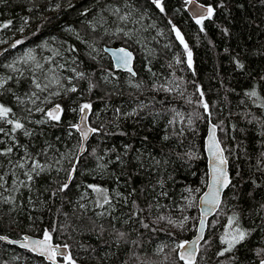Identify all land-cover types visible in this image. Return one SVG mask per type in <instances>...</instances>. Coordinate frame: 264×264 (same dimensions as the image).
I'll return each instance as SVG.
<instances>
[{
	"label": "trees",
	"instance_id": "trees-1",
	"mask_svg": "<svg viewBox=\"0 0 264 264\" xmlns=\"http://www.w3.org/2000/svg\"><path fill=\"white\" fill-rule=\"evenodd\" d=\"M198 1L213 7L212 17L202 24L184 9L185 0H161L163 12L152 0H0V41L8 39L11 31L18 33L17 28L28 21L30 27L22 35L24 47H37L39 41L54 38L53 44H59L64 54L55 53L54 58H61L65 67L86 72L98 85L89 93L87 81L73 78L71 83L78 92L58 100L64 110L59 122H31L16 113L32 134L15 133L22 147L14 148L10 156H0V173H5L0 181L4 185L0 188V233L43 236L49 230L53 242L69 245L77 264H139L132 258L133 252L151 257L150 264H182L171 248L196 230L197 198L207 176L203 139L211 121L228 160L231 183L218 210L208 219L196 264H258L264 258V107L258 106L264 103V0ZM109 7L121 8V14L132 11V22L121 23L110 12L101 11ZM100 15L108 23L97 25L94 31L85 21L95 22ZM9 21L7 28L2 27ZM173 26L191 52V67ZM118 27L132 37L117 33ZM90 41L99 51L87 47ZM120 45L134 53L135 77L114 69L111 58L105 57L104 46ZM73 47L78 51H71ZM12 51L13 47L6 53ZM52 56L47 58L53 61ZM48 61L42 60L43 69L50 66ZM31 82V72L12 77L0 89V103L15 112L17 96L29 99ZM137 83L139 88L133 86ZM162 85L171 91H164ZM253 89L258 97L246 95ZM201 92L209 105L207 112L199 104ZM82 101L91 102L92 111L102 109L104 120L102 127L92 125L101 131L92 134L77 160L78 150L76 156L73 153L79 138L71 125L76 124L79 112L72 109ZM133 110L135 115H127ZM0 139L4 141L0 148L13 143L3 134ZM26 150L47 167L30 183L24 173L25 183L12 190L10 182L22 169L13 166L11 170L9 161L16 164ZM74 164L77 171L69 188L57 191L68 181ZM30 166L28 160L26 172ZM88 185L107 189L111 205L96 207L101 194ZM133 201L144 212L125 224L137 211ZM100 212L105 215L99 216ZM160 215L177 223L188 219L183 228H177L167 221L154 223ZM233 216L238 217L241 228L254 230L231 253L217 256L225 247L220 237ZM140 220L150 227L143 228ZM114 227L128 233L127 243H117ZM161 244L168 245L165 253L171 258L166 262L163 254L154 255ZM10 249L25 253L35 264H50L1 240L0 264H9Z\"/></svg>",
	"mask_w": 264,
	"mask_h": 264
},
{
	"label": "snow or ice",
	"instance_id": "snow-or-ice-1",
	"mask_svg": "<svg viewBox=\"0 0 264 264\" xmlns=\"http://www.w3.org/2000/svg\"><path fill=\"white\" fill-rule=\"evenodd\" d=\"M188 3H194V0H187ZM152 3L156 5L157 8L160 9L161 12L164 11L161 0H152ZM71 6V5H70ZM203 5L200 6V9H203ZM87 11V10H86ZM102 12L108 11L110 12L111 15H114L118 21L121 23L127 24L129 22H132V16L133 12L128 11L124 14H121V8L115 7V8H102ZM86 14V13H82ZM194 16H196V23L197 24H202L203 20L205 18L210 19L213 15V8L208 7L205 11L202 10H196L194 11ZM11 22L9 21L7 24H3L2 27L7 28ZM107 18L104 17L103 15H100L99 19L96 20L95 22H89L90 26L92 29L95 31L97 25L103 26L104 24H107ZM171 23V22H170ZM23 29H21L22 31ZM71 31V29H69ZM175 32V35L177 39L180 41L181 44L184 45L185 51L187 52L188 55V65L191 67L192 61H191V52L188 51L187 44L184 43L183 37L178 29L173 26L172 29ZM203 30V29H201ZM107 31V30H106ZM117 33H123L125 37L131 38L132 33L129 31H125L123 28H117ZM79 39V37H78ZM22 43V41H16L15 44L12 45L13 48L16 47V45ZM91 47V45H89ZM71 51H78L75 47L71 49ZM119 52L121 53L119 56H116L115 53L113 55L115 56L116 59V66L118 68H121L123 70H126L131 77H135L136 73L133 71L131 67V61H132V53L127 51L126 49H119ZM95 59V57H92ZM24 62H29V61H36V56L32 54V50H29L27 53H25V57L23 58ZM51 58L49 59L48 63H51ZM179 62V61H178ZM9 68H12L14 71L16 70L13 65H8ZM36 69L43 70V65L39 62L35 63ZM57 67L64 69L65 65L61 64L58 65ZM238 67L243 68V64L238 63ZM71 71L74 73V77L68 78L69 84L71 85L70 87H64V85L61 84V80L58 76L55 74V68H50L47 70V72L52 73V78L50 80V84L53 85H59L60 87L64 88L65 93H76L78 92V88L75 84H72L71 81L73 78L78 79V80H83L87 81L88 83V92L90 93L93 89H95L98 85L94 83L90 78L89 75L84 72V71H77L75 68H72ZM47 78V77H46ZM12 79V77H8V79H4L0 77V89H3L4 86L7 84L8 80ZM105 80L108 79V77H104ZM49 83H44L42 84L39 79L33 78L32 80V85L34 86L36 91H32L31 95L29 96L30 102L35 105L37 100H40V96L38 95L39 92H45L46 90L49 89L50 87ZM134 87L139 88L141 85L139 83L134 84ZM161 88L164 91H171V89L161 86ZM199 90V89H198ZM11 91V89H9ZM49 95H61L59 91L57 92H51ZM201 95V100L199 102L200 106L205 109L207 112L209 109V105L203 100V92L200 93ZM247 96L249 97H258V93L255 89L252 91L246 93ZM48 101V97H45L41 103ZM16 102L19 104H24L25 100L16 97ZM50 102V101H48ZM191 102V101H189ZM259 107H264V103L258 105ZM37 111V112H42L44 113V116L46 119H42L39 121H36V123H47L48 121H56L59 122L61 119V115L63 113V109L60 104H55L54 107L50 109H44L43 107H36L35 109H28V111L31 113L32 111ZM72 111H78L80 114V121L79 123L71 125L72 128H74L76 131L80 133L81 136V152L84 151L83 147V142L87 141L89 138V135L92 133H98L101 131V129L94 128L88 125L87 120H88V115L92 111V104L91 102H84L81 103L78 107V109H72ZM117 113L120 112V109L116 110ZM136 111L133 110L132 113H128L127 115H135ZM169 123H173V121H169ZM191 123V120H189V124ZM0 125H7L8 128L6 129L3 126H0V134L9 136V138L13 141L11 145H8L4 148H0V156H10V154L13 153L14 148L16 147H22L21 145L18 144V142L15 139V133L20 132L23 130V134L25 136H30L32 133L29 132L26 127L25 123L22 121V119L16 117V113L13 111L11 107H8L2 103H0ZM216 130L217 127L213 125L209 129V137H208V151L209 154L212 157V181L209 184V192L205 194L204 197L201 199V203L208 205L209 207L206 208L204 212H202L201 218H200V228L198 229V235L195 241H181L179 243H176L174 247L171 248V252L176 253V259L182 262V264H196V257L197 253L199 251V242L200 240L203 239V229L205 227V219L207 215H209L213 210L219 207L221 201H220V196L221 192L223 191L224 188H227L231 181L228 177V173L226 171V164H227V159L223 156V149L220 147V142L216 138ZM71 135V133H69ZM123 134V133H121ZM167 139V137H165ZM0 144H4V141L0 139ZM264 156V153L261 154ZM79 157H77V160ZM119 159V157H117ZM28 160H31V166L30 170L25 172V175L27 177V182H32L34 181L35 177L40 176L46 169V165L42 164L39 160L33 159L30 154L27 153L26 150V155L24 157H21L14 167H19V168H24L25 164L28 162ZM11 163V161H9ZM59 163V161H57ZM159 163V162H157ZM101 167H103L101 165ZM77 171V167L74 164L71 168V171L68 173V181L64 182L57 191H66L69 188V184L71 180L73 179V173ZM4 180V176L0 175V181ZM21 184H24V181L20 182ZM4 185L0 183V188H2ZM88 188H90L93 192H97L101 194L102 199L97 200L96 202V207L104 209L106 205H111L112 201L109 198L108 195V190L101 188L96 185H88ZM53 195H55V192H53ZM117 195H121L120 193H117ZM166 195V193H165ZM133 207L137 209V211H133L130 215L128 220H125L124 223L127 224L129 223L130 220L133 218L139 219V214L144 212V209L140 208L139 205L136 204L135 201L132 202ZM81 207H84L81 205ZM149 209H151L152 205L148 206ZM261 207H264L262 205ZM114 211V209H113ZM111 213H109L110 215ZM99 216H104V212L98 213ZM188 218L185 217L184 220L179 221L177 223L175 220H173L170 217H165L164 215H160L156 218L154 223H159L160 221H167L168 224L172 225L173 227L177 228H183L185 221ZM140 224L143 228L148 229L150 225L143 220H140ZM116 238H117V243L119 241H124L125 243L128 242L127 237L128 233L125 231H121L119 229H116L115 227L113 228ZM156 229H153L155 231ZM254 230V229H253ZM253 230H247L243 229L239 226L238 224V217L233 216L229 217V222H228V230L225 231L224 235L220 237V242L222 245H225V247L217 253V256H225L226 253H231L235 247L238 244H241L243 241H245L248 236L251 235V231ZM52 231H55V228L52 229ZM101 233H103L104 228L101 226L100 229ZM6 237L0 236V240H4ZM52 240V235L49 230H45L43 234L42 239H31L29 237H24V240L22 243L20 242H14V241H9L10 243H20L21 247L28 248L31 251L38 252L41 255H46V258L50 262V264H60V261H62V264H77V260L73 258L71 253L68 251L69 245L64 244V245H53L51 243ZM206 242V241H205ZM133 245H136L137 247H140L137 241L133 240L131 241ZM168 247L167 244H161L159 245L155 251L154 255L155 256H160L161 254L164 255V261H168L171 257L168 253H165V249ZM179 250V251H177ZM264 251V250H261ZM132 258L135 260L139 261V264H150L151 257L148 256H143L141 257L139 254L133 252ZM127 264V262H126ZM260 264H264V259H261Z\"/></svg>",
	"mask_w": 264,
	"mask_h": 264
},
{
	"label": "rangeland",
	"instance_id": "rangeland-1",
	"mask_svg": "<svg viewBox=\"0 0 264 264\" xmlns=\"http://www.w3.org/2000/svg\"><path fill=\"white\" fill-rule=\"evenodd\" d=\"M54 9H56V8H54ZM38 20L41 21L42 18L39 17ZM85 22L89 23V21H85ZM29 27H30V24H28V21H25L23 23L22 27L17 28L18 33H14L11 31L7 37L8 39L0 41V46L4 45L10 41H15V42L16 41H22V43L16 45V47L13 48V51L11 53H9V52L6 53L7 52L6 51L5 52L6 54L3 53L4 54V55L2 54L3 56L0 55V60H1L0 61V67L3 68L5 71V73L0 74V77L4 78L5 76H7V78L8 77L18 78V77L26 74L27 72H31L32 80H33V78H37V79H39V81L42 84H44V83L50 84V80H51L53 74L50 72H47V70L50 68H55V74H56V76H58L60 78L61 84L64 85V87H70L71 85L68 84L69 83L68 78H70V77H68L66 75V72H64V71L66 70V71H69L72 74H74L71 71V69L73 67H71V65H70L69 67H65L64 69H61L57 66L61 65V64H63V65H65V64L62 63L61 58H54L55 53H57V54L60 53L61 57L64 55L63 52L60 50V48H62V47H60L59 44L57 46L53 44L54 38H51L49 40L47 38H45L44 40L39 41L37 47H30V46L24 47L25 41L22 38V35L28 31ZM21 29H23V30L21 31ZM64 42L67 45L68 41L66 39H64ZM184 43H185V41H184ZM89 45L92 46V49L94 51L95 50L99 51V49L97 48V46H95V44L93 42L90 41L88 43L87 47H89ZM15 49H17V50L15 51ZM29 50H32V54L36 56V61L24 62L23 58L25 57V53H27ZM50 55H53L52 56L53 61L51 63H49L50 66L46 67L43 70L36 69L35 63L39 62L42 64V60L43 59L44 60L50 59V58H47ZM106 56H107V54L105 55V57ZM187 63H188V58H187ZM53 64H55V65H53ZM8 65H13L16 70L14 71L12 68H9ZM31 88H32V90L29 92L28 98L31 95L32 91H36L33 85L31 86ZM57 91H59L61 93V95H51V96L49 95V93L57 92ZM66 94L67 93L64 92V88L60 87L59 85L50 84V87L48 90H46L45 92H39L38 93V95L40 96V100H37L35 105H33L29 99H24L25 100L24 104H19V105L17 104L16 105L15 113L23 115L24 117L27 118L26 119L27 121L34 122V121L42 120V119H44V116H39V115H41V114L44 115V113L37 112L34 110L30 113L28 111V109H35L36 107H43L44 109L47 110L48 106H50L54 103H57L58 100ZM45 97H48V101H50V102L45 101V102L41 103V101H43ZM84 102H87V101H82L81 103H84ZM81 103L78 104V107ZM78 107H77V109H78ZM101 114H102V109L90 112L89 120L91 121V125L95 126V124L98 123L100 125V127L103 126L102 120H104V117ZM179 119H180V117H179ZM0 126L5 127V125H0ZM78 144H79V142L75 145V151L73 153V156H76V152L78 150ZM26 164H25L24 168H21L22 173L19 174L17 177H15L10 182V184H11L10 188L11 189L13 187H14V189L19 188L21 186L20 182L25 180L24 173L26 172V170H25ZM9 165H10L9 168L12 170V167L15 164L10 163ZM0 175L4 176V179H5V173L2 172V173H0ZM195 190L196 189H194V191ZM85 201L87 202L88 200L85 198ZM22 253L20 252V254H18V253H15L13 250L10 249V251L7 252V255L9 256V264H27L26 261H29L28 264H35L33 259H31V257L27 256L28 254H26L27 257L25 258L24 257L25 253L24 254H22Z\"/></svg>",
	"mask_w": 264,
	"mask_h": 264
},
{
	"label": "water",
	"instance_id": "water-1",
	"mask_svg": "<svg viewBox=\"0 0 264 264\" xmlns=\"http://www.w3.org/2000/svg\"><path fill=\"white\" fill-rule=\"evenodd\" d=\"M203 5V9H200V6ZM212 7L210 4H206V3H202L198 0H194V3H188L187 0H185V4H184V9L189 13L190 17L193 19V20H196V16H194V11L196 10H202V11H205L206 12V9L208 7ZM213 8V7H212ZM15 44L13 41H10L2 46H0V55H2L3 53H5L9 48L12 47V45ZM126 49L127 51L131 52L132 53V61H131V67L133 69V71L135 72V69H134V66H133V62H134V53L132 50H130L129 48L125 47V46H110V47H106L104 46V50L105 52L108 54V56L111 58L112 60V63H113V67L114 69L116 70H121V71H124V72H127L126 70H123L121 68H118L116 66V59H115V56L113 55V53L116 54V56H119L121 53L119 52V49ZM57 104V103H54L52 105H50L48 107V109L54 107V105ZM80 121V114L78 116V120H77V123H79ZM88 123V122H87ZM213 125H215L213 122L209 121L208 124H207V128H206V135H205V138H204V153H205V156H206V167H207V177H206V185H205V188H204V191L200 194V196L198 197V200H197V209H198V213H199V221H198V224H197V228H196V232L189 238L187 239L186 241H195L196 238H197V235H198V229L200 228V218H201V215H202V212H204L206 210V208H208L209 206L208 205H205V204H202L201 203V199L202 197L205 196L206 193L209 192V184L211 183L212 181V157L211 155L209 154V151H208V137H209V129L210 127H212ZM216 126V125H215ZM217 127V126H216ZM93 134V133H92ZM92 134L89 135V138L88 140L91 138ZM216 138L217 140L220 142L219 138H218V135H217V130H216ZM78 138H79V142H80V148H79V151L77 153V157H80L86 150V143L87 141H84L83 142V147H84V151L81 152V136H80V133L78 132ZM220 147L224 150L221 142H220ZM223 156L225 157V151H223ZM76 157V159H77ZM226 171H227V164H226ZM228 173V172H227ZM229 177V175H228ZM226 188L223 189V191L221 192V196H220V201L222 200V196H223V193L225 191ZM219 208V207H218ZM218 208H216L215 210H213L209 215H207L206 219H205V227L203 229V239H204V235H205V231H206V222H207V219L209 217H211L217 210ZM0 236H3V237H6V239L4 240H1L3 241L4 243L10 245V246H15V247H18L20 249H23V250H27L31 253H33L34 255L38 256V257H41L43 260H45L46 262H49L48 259L46 258V255H41L39 254L38 252H34V251H31L29 250L28 248H24V247H21L20 246V243L23 242L24 240V237H29L31 239H42V237H39V236H35V235H31V234H28V233H24L22 234L21 236L19 237H13V236H10V235H7V234H3V233H0ZM200 240L199 242V245L200 243L203 241ZM9 241H14V242H20V243H10ZM51 243L53 245H64V244H60V243H56V242H53L51 240ZM68 251L70 252L69 248H68ZM179 251V250H177ZM264 259V258H262ZM260 261H258V264H260ZM50 263V262H49ZM62 263V261H60V264Z\"/></svg>",
	"mask_w": 264,
	"mask_h": 264
},
{
	"label": "bare ground",
	"instance_id": "bare-ground-1",
	"mask_svg": "<svg viewBox=\"0 0 264 264\" xmlns=\"http://www.w3.org/2000/svg\"><path fill=\"white\" fill-rule=\"evenodd\" d=\"M188 14H189V13H188ZM13 42H14V41H13ZM14 43H15V42H14ZM78 116H79V115H78ZM88 117H89V115H88ZM77 120H78V118H77ZM87 122H88V125H89V126L93 127V126L90 124L89 119L87 120ZM76 123H77V122H76ZM77 133H78V131H77ZM205 135H206V134H205ZM217 135H218V130H217ZM204 138H205V136H204ZM218 138H219V137H218ZM87 142H88V141H87ZM86 144H87V143H86ZM203 147H204V139H203ZM79 148H80V143H79V146H78V151H79ZM203 149H204V148H203ZM204 154H205V153H204ZM205 157H206V156H205ZM225 158L227 159L226 154H225ZM227 172H228V160H227ZM228 175H229V172H228ZM206 177H207V176H206ZM229 179H230V176H229ZM205 185H206V183H205ZM204 188H205V186H204ZM203 191H204V189L202 190V192H203ZM202 192H201V193H202ZM201 193H200V194H201ZM200 194H199V196H200ZM199 196H198V197H199ZM197 200H198V198H197ZM219 206H220V205H219ZM215 213H216V212H215ZM215 213H214V214H215ZM214 214H213V215H214ZM213 215H212V216H213ZM212 216H211V217H212ZM211 217H209V218H211ZM209 218H208V219H209ZM208 219H207V222H206V228H207ZM198 221H199V216H198ZM198 221H197V224H198ZM196 228H197V225H196ZM195 232H196V230H195ZM31 235H32V234H31ZM39 237H42V236H39ZM60 244H64V243H60ZM197 255H198V253H197ZM196 258H197V257H196Z\"/></svg>",
	"mask_w": 264,
	"mask_h": 264
}]
</instances>
